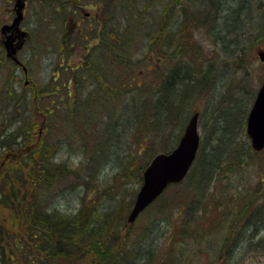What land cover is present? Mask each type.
I'll return each instance as SVG.
<instances>
[{
    "label": "trees",
    "instance_id": "trees-1",
    "mask_svg": "<svg viewBox=\"0 0 264 264\" xmlns=\"http://www.w3.org/2000/svg\"><path fill=\"white\" fill-rule=\"evenodd\" d=\"M32 1L45 12L42 15L40 11L42 28L50 21L61 28V44L66 55L63 58L67 65L60 73L63 82L59 80V87L55 88L66 91L62 108L66 110V120L70 117L74 121L77 108H81L84 116L92 118L89 123L86 121L87 130L83 131L81 145L86 150L77 158L78 166L70 167L65 161L58 163L61 143L49 141L50 134L56 130L53 121L59 113V105H52L44 98L50 95L47 88L39 91L35 104L45 108L36 115L38 124H35L27 117L28 103L25 107L23 97L16 96V79L11 74L6 76L8 87L0 86V264H139L137 255L133 256L134 260L132 257L128 260L130 248L127 249L129 239L125 232L126 212L133 200L125 211L120 198L100 200V184L113 168L123 174L120 178L127 173L123 143L127 135L133 138L135 128V132L155 133L154 141L149 135L137 140L141 151L156 148L157 142L162 145L161 150L147 155L143 166L137 167V185H140L142 171L151 155L168 152L176 144L166 146L170 145L167 142H172V137L166 142L170 135L164 130L175 126L180 134L188 122L193 109L185 100L192 94L208 98L218 86L224 90L212 97L215 117L212 116L210 124L201 121L202 130L208 132L187 178L191 197L186 207L193 211L198 208L195 205H201L205 209L217 184L224 194L225 184L219 183V176L227 178L226 172L243 171L244 164L248 167L247 160L257 154L250 148L244 128L247 108L252 101L246 102L234 93L250 94V100L255 96V85L248 89V80H251L248 70L238 64L248 48L246 30L252 25L249 8L243 4L245 0H173L171 9L170 4L167 5L170 15H157V10L161 12L158 0H94V13L80 18L78 6L85 8L84 0ZM172 12L174 16L178 12L175 23L171 21ZM260 13L264 14V10ZM150 15L156 19L149 18ZM193 17L202 20L201 39L191 28L187 29L186 20ZM85 20L89 24L81 25ZM39 30L40 27L35 29L34 35L40 34ZM76 41H86L90 46L83 54V66L70 65L68 61L66 51ZM140 42L146 44L148 52ZM150 52L159 55L155 56L157 67L147 73L142 64L150 57L144 59L143 54ZM2 55L0 50V57ZM176 59L185 61L179 63ZM3 65L0 62V69ZM131 66L138 68L131 70ZM231 73H234L232 80L226 79ZM142 75L146 81L137 80ZM58 76L59 72L52 80L56 81ZM72 80L75 81L74 93L68 91ZM80 80L99 82L97 100L105 102L101 115L93 100H86L90 92L84 97L78 94ZM227 81V87L232 86L230 90L223 86ZM126 90L137 91L138 96L135 93L117 108V94ZM41 98L45 99L43 105L39 104ZM123 108L135 116L134 123L123 118L126 112L121 111ZM132 114H129L130 120ZM100 120L101 135H93L91 126ZM178 134L174 135V141H178ZM88 138L90 142L86 141ZM111 138L117 143L116 147H113L115 143H109ZM212 141L222 146L218 159L213 156ZM83 156L85 160L81 159ZM211 183L214 184L211 186ZM197 190L202 191L198 197L194 195ZM68 201L75 206L66 208ZM249 204L241 207L242 222L238 224L241 230L237 234L240 237L236 236V240L239 239L240 245L249 243L258 250L264 244V235L258 237L257 233L264 227V222L261 223L264 202L251 212H248ZM116 208L121 211L119 218L114 216ZM153 240L150 239L149 244ZM115 250H123L124 254L116 255Z\"/></svg>",
    "mask_w": 264,
    "mask_h": 264
},
{
    "label": "rangeland",
    "instance_id": "rangeland-1",
    "mask_svg": "<svg viewBox=\"0 0 264 264\" xmlns=\"http://www.w3.org/2000/svg\"><path fill=\"white\" fill-rule=\"evenodd\" d=\"M25 1L24 8L21 10L22 20L18 25V31L7 30L2 32L1 27L3 25H10L15 17L14 7L16 0H0V50L3 52V55L0 57V62L4 63V68L0 69V86L2 88L8 87V78L6 76L9 74L16 79L14 82L18 92L16 96L23 97V100L26 101L25 107L28 103L27 117L30 120H33L35 124H38L36 115L40 114L42 109L45 108L43 106H36V96L43 88H47L50 95L46 97L43 94L44 98H46V100L48 98L52 105H59V113L53 121V126L56 130L50 134L51 137L49 141L50 143H61V149L58 153L56 162L62 163L65 161L70 167H75L79 164L77 158L80 154H83L82 152H84V150H86V147L81 145V142L84 138L83 131L87 130L86 121L88 120L89 123L92 116H84L81 112V108H77V114L74 115V121L70 120V117L69 120H66V110L62 109L65 107L63 105V97L66 94V91H63L62 89L57 90L55 88L59 87V80L60 83L63 82V78H61L62 74L60 73L62 72L64 65H67L66 60L63 58L66 55L63 54L64 50L63 44H61L60 25L50 21V23H47L48 26L42 28V26H40L41 9L39 8L38 3L32 0ZM172 1L173 0L156 1L159 6L161 5V12L159 13L160 10H157V15H170V10L167 5L170 4L169 8L171 9ZM82 2L84 3L85 8L80 12V18L86 12L93 14L95 11L93 4L95 3L94 0H84ZM180 2H183V0H180ZM243 4H246L249 8L250 15L252 16V25L249 30H246V34L248 35L246 40L248 48L245 50L242 59H238V64H240L241 68L248 70L251 78V80H248V89L251 85H255L256 94L258 87L264 79V62L260 61L258 56L259 52H264V14L260 13V10H264V0H245ZM177 13L178 12H175V16ZM43 14L45 15V12H42V15ZM175 16L172 12L171 21L174 23L177 22ZM197 17L189 18L187 20L185 19L186 26L187 29L191 28L192 32L201 39L203 28L202 20ZM149 18L156 19V17L152 15H150ZM149 20L145 23V26ZM82 22L81 25L89 24L88 20ZM36 27H40L41 30H39L40 34L34 35L33 31L37 29ZM167 28H170V21ZM19 32H24L27 40L23 43V47L17 50L15 56L19 62L17 65L7 53L10 52V48H8V37H14L15 40L9 45L15 47L17 43L16 36L20 34ZM72 43H74L72 44V48L66 51L69 57V64L83 66V54L85 53L86 48H89L90 46H88L86 41H76ZM209 44L210 42L207 43V46H209ZM140 45L145 52L149 51L145 43L140 42ZM165 51L167 52V49ZM143 55L144 59H146L145 57H150L149 60L142 64V68L145 67L146 72L147 70L151 71L157 67L156 64L158 60L155 56L159 55V53L150 52L147 55ZM183 61L176 59V62L179 63ZM170 64H172V62ZM173 64H175L174 61ZM133 68L135 70L138 66L130 67L131 70H133ZM58 72L59 76L57 77V80L53 81L52 78H54L55 74ZM233 74H229L226 79L232 80L231 76H233ZM135 76L136 74H134V77ZM140 78H143V80L146 81L143 75L142 77L139 76L137 80ZM237 78L239 79L240 76L237 75ZM234 83L235 81L233 80L232 84L234 85ZM227 84L228 81L226 84L223 83V86L230 90L232 86L229 85L227 87ZM89 85H91V87H89ZM99 87L100 84L98 81L80 80L77 91L81 97L87 96V92H90V97L87 96L86 100L91 98L93 100L92 104L95 105V109L98 108V111L100 112H98V115H101V113H104L105 102L103 100H97V97L100 95ZM222 90H224V88L218 86L211 91L208 98L199 94H192L191 98L185 100L187 106L193 109V111H199V115L201 114V117L199 116L198 119V135L200 143L208 132L207 129L202 130L201 121H203L204 124L211 123L212 116L215 117V114L213 115L212 113L214 104L212 97L213 95L218 96ZM68 91L74 93V80L71 81ZM136 92L137 91L134 90H126L122 91V94L118 93V97L115 101V103H117V108L122 106L123 100L127 101L133 97ZM242 93L243 92L234 93V96H239L243 100L245 99L246 102L250 103L252 101V99L250 100V94L243 93L242 95ZM135 95L138 96L137 93ZM41 100L42 101L39 102V104L43 105L45 99L41 98ZM251 103L247 108V113ZM47 107L49 106L46 105V108ZM124 110H126V112L123 115V118L126 117V119H129V122L131 121V124L134 123L136 118L132 112H129L127 108H123L121 111ZM129 114H132L133 116L131 120ZM53 116H55V114ZM68 122L70 123L66 124ZM101 123L102 121L100 120L96 125L92 124L90 133L92 132L93 135H101ZM175 129V126H169L164 130L170 135L166 138V142L172 137V142H167V144H170L166 145L168 147H171V144L174 142L177 144V141H174L176 138L174 135L178 134V130ZM134 132L135 128L132 130L133 138L131 139L132 136L127 135L123 143L125 145L123 158L126 161L124 166H126L125 172L127 173L120 178L123 174L116 172L115 168H113L112 173H107V177L104 175V181L100 184L99 188L100 200L112 197L120 198L124 211L128 208V203H130L131 200L134 201L135 194L139 188L136 178L138 175V168L146 163L150 154H154L162 148L161 143L157 142L155 144L156 148L141 151V148L138 147L137 140L149 135L150 139L154 141L155 133L152 131L145 133L144 130ZM182 133L183 131L178 134L179 137ZM216 137L218 140L220 139V132L216 134ZM241 138H243V136ZM86 141L90 142L91 139L88 138ZM92 141H94V139ZM212 142L213 149L215 150L213 156L218 159L221 157L219 152L222 149V146H217L216 141ZM109 143L114 144L115 140L111 138L109 139ZM116 146L117 143L113 145V147ZM84 157L85 156L81 159L85 160ZM247 164L248 167H246L245 164L243 165V168L245 169L243 171L226 172L227 178L222 179L219 176V183L221 185L225 184L224 194H222L223 192L218 188L219 186L217 184L215 192L209 196L211 198L209 200L210 202L205 204V209L201 208V205H195V207L198 208L193 211L192 208L190 209L186 207V205H188V200L191 197L189 194L191 193V189L187 187V178L189 177L190 171L183 183L177 184L176 186H169L164 193L141 212L132 223L126 222L128 225L125 227V232L128 233L129 239L127 249L130 248L128 251L130 258L128 260H130L131 257L133 258L134 255H137L139 264H264V244L261 248L256 250L254 247L252 248L249 243L240 245L238 241L239 239L236 240V236L240 237L237 234L240 233L241 230V226H238V224L242 222L240 220L241 217H239L241 207L244 208V204L249 202L250 209H248V212H251L264 202V150L257 153L256 156L248 159ZM106 167L109 168V166ZM193 182L195 183V180ZM214 183H211V186ZM134 189H136V191ZM200 194H202V191L200 190L194 192L196 197L200 196ZM68 199L71 200V198ZM226 199L228 200L226 201ZM71 201L67 202L68 205L67 207L65 206L66 208H71L73 205L75 206L74 202L72 204ZM65 204L66 203L64 202V205ZM130 208H128L126 212V217ZM246 213L247 212H245V214ZM120 214L121 211L116 208L114 210V216L119 218ZM263 222L264 219L261 220V223ZM257 233L258 237L263 236L264 227H260L257 230ZM246 234L248 235L249 232L247 231ZM150 239L154 240L149 244ZM230 247L233 248V250H231ZM120 254H124L123 250L116 251V255ZM114 260L116 261V257ZM120 260L122 262L124 261L122 257Z\"/></svg>",
    "mask_w": 264,
    "mask_h": 264
},
{
    "label": "water",
    "instance_id": "water-1",
    "mask_svg": "<svg viewBox=\"0 0 264 264\" xmlns=\"http://www.w3.org/2000/svg\"><path fill=\"white\" fill-rule=\"evenodd\" d=\"M24 0H16L15 17L10 25H3L1 31H18V25L22 20L21 10L24 8ZM20 33V32H19ZM25 33L21 32L16 38L19 41L15 47H11L14 37H8V56L16 63L15 57L24 43ZM7 48V49H8ZM260 61L264 62V52L258 53ZM198 116L194 112L189 118L177 145L169 153L155 155L142 173V184L135 196L133 206L128 214L127 221L132 223L136 217L152 203L171 183L180 182L190 169L198 148L200 138L198 135ZM246 134L251 141V147L259 151L264 147V81L257 90L255 99L249 110L246 120Z\"/></svg>",
    "mask_w": 264,
    "mask_h": 264
},
{
    "label": "flooded vegetation",
    "instance_id": "flooded-vegetation-1",
    "mask_svg": "<svg viewBox=\"0 0 264 264\" xmlns=\"http://www.w3.org/2000/svg\"><path fill=\"white\" fill-rule=\"evenodd\" d=\"M78 9L80 10V12H82L84 10L83 6H78ZM94 10H95V7H94ZM89 14H90V12H86V13H84V16L87 17ZM86 51H87V48H86Z\"/></svg>",
    "mask_w": 264,
    "mask_h": 264
},
{
    "label": "bare ground",
    "instance_id": "bare-ground-1",
    "mask_svg": "<svg viewBox=\"0 0 264 264\" xmlns=\"http://www.w3.org/2000/svg\"><path fill=\"white\" fill-rule=\"evenodd\" d=\"M60 216V215H59ZM61 217V216H60Z\"/></svg>",
    "mask_w": 264,
    "mask_h": 264
}]
</instances>
